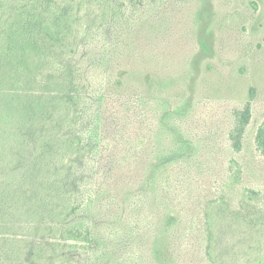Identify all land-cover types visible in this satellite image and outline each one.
Masks as SVG:
<instances>
[{
	"label": "rangeland",
	"instance_id": "1",
	"mask_svg": "<svg viewBox=\"0 0 264 264\" xmlns=\"http://www.w3.org/2000/svg\"><path fill=\"white\" fill-rule=\"evenodd\" d=\"M113 3L120 9L113 21L90 7L83 61L60 58L77 67V132L89 144L77 166L83 174L71 225L88 240L67 254V264H208L204 211L217 198L225 213L218 264H237L251 233L231 227L234 213L256 218L253 234L264 230V155L256 149L264 123V0ZM249 101L251 117L235 151L234 113ZM9 124L0 111V135L9 143L34 133L31 125ZM7 151L0 174L9 178ZM231 160L241 167L239 182L229 178ZM5 232L0 264H29L41 243L40 260L54 259L59 235Z\"/></svg>",
	"mask_w": 264,
	"mask_h": 264
},
{
	"label": "trees",
	"instance_id": "2",
	"mask_svg": "<svg viewBox=\"0 0 264 264\" xmlns=\"http://www.w3.org/2000/svg\"><path fill=\"white\" fill-rule=\"evenodd\" d=\"M94 5L103 11V20L113 21L119 15L113 0H103L102 4L95 0H0V96L12 95L10 100L0 98V111L8 125L14 121L34 130L25 139L10 143L0 135V155L7 146L10 153L3 166L10 171L9 178L0 174V229L8 233L40 232L51 238L59 235V240L50 243L56 248L50 264H67V254L85 249L88 240L87 232L71 225L77 215L76 195L83 174L77 166L89 144L77 132V67L71 57L70 64L60 58L79 55L82 59L78 62L83 61L86 52L80 50L87 47L90 7ZM202 48L206 50L203 43ZM250 117V101L234 113L229 138L235 151L241 149ZM256 149L264 155V123L257 129ZM230 165L234 167L230 180L239 182L241 167L234 160ZM246 191L252 198L254 193ZM3 202L12 210L7 214L10 218L2 209L6 205ZM14 202L16 207L8 205ZM16 214L33 219L39 214L42 220L21 223L14 220ZM224 215L223 199L206 203L201 243L208 264L219 262V230ZM258 224L251 214L235 212L232 216V228L246 227L251 233L237 264L264 262V230L259 236L252 232ZM44 246L34 245L29 264H45L38 254Z\"/></svg>",
	"mask_w": 264,
	"mask_h": 264
}]
</instances>
